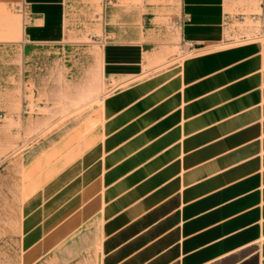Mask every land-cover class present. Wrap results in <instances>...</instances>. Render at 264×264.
<instances>
[{
    "label": "crops",
    "instance_id": "0c3cea01",
    "mask_svg": "<svg viewBox=\"0 0 264 264\" xmlns=\"http://www.w3.org/2000/svg\"><path fill=\"white\" fill-rule=\"evenodd\" d=\"M20 1L0 0L1 36L15 25V44L65 41L67 0ZM126 1L107 14L125 31L101 58L116 88L100 105L95 170L75 164L63 179L65 201L87 189L70 216L97 213L99 264H264V41L211 51L229 12H253L255 0ZM168 17L197 54L144 76L152 65L137 29ZM74 158L63 152L57 172Z\"/></svg>",
    "mask_w": 264,
    "mask_h": 264
},
{
    "label": "rangeland",
    "instance_id": "374dc122",
    "mask_svg": "<svg viewBox=\"0 0 264 264\" xmlns=\"http://www.w3.org/2000/svg\"><path fill=\"white\" fill-rule=\"evenodd\" d=\"M112 1L67 0V36L60 44L12 43L18 40L15 25L0 35V264H99L97 213L70 216L87 189L65 201L62 183L75 164L95 170L98 160L100 105L116 88L103 76L101 58L105 47L125 31L112 28L107 19ZM261 2L255 0L253 12L230 11L225 40L211 51L262 44L264 37L255 39L262 24L252 21L263 14ZM15 3L20 10L21 1ZM126 3L127 8L142 5L141 0ZM175 28L168 17L163 29H137L148 43L146 57L152 65L144 76L197 54L183 45L181 30ZM87 119L93 123L88 133ZM63 152L74 154L76 161L58 173ZM48 202L54 206L49 208Z\"/></svg>",
    "mask_w": 264,
    "mask_h": 264
},
{
    "label": "built area",
    "instance_id": "2783aa9c",
    "mask_svg": "<svg viewBox=\"0 0 264 264\" xmlns=\"http://www.w3.org/2000/svg\"><path fill=\"white\" fill-rule=\"evenodd\" d=\"M241 21L244 22L243 19H241ZM252 21H253L254 24L259 23V22L262 24V33L263 34L262 33H260V34L258 33V34H256V38H255V39H262V37H264V32H263V30H264V16H263V14L259 15L258 18L252 19ZM175 26H176L175 29L180 28V23H175ZM258 37H260V38H258Z\"/></svg>",
    "mask_w": 264,
    "mask_h": 264
}]
</instances>
